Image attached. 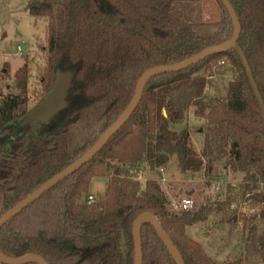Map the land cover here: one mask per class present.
I'll return each instance as SVG.
<instances>
[{
  "label": "trees",
  "instance_id": "1",
  "mask_svg": "<svg viewBox=\"0 0 264 264\" xmlns=\"http://www.w3.org/2000/svg\"><path fill=\"white\" fill-rule=\"evenodd\" d=\"M228 1L240 24L237 45L264 104V0ZM174 2L28 0L26 12L46 22L44 65L38 93L29 92L26 62L15 71L9 93L0 92V217L98 140L129 104L143 72L230 39L232 24L218 0L219 20L208 23L185 20ZM221 59L233 73L227 97L202 104L207 79L200 73ZM58 73L72 75L64 107L47 122L28 121ZM33 96L38 98L30 108ZM192 107L207 123L199 153L187 132L170 130ZM172 157L182 175L203 171L207 184L217 163L247 174L233 188L243 196L240 212L226 213L229 196L170 211L160 185L149 180L142 188L138 176L156 172ZM93 179H102L104 190L90 201ZM146 212L157 218L184 264H264V119L235 51L150 79L130 119L102 150L0 229V254H33L47 264H133L132 224ZM212 213H222L227 224L240 220L248 232L243 253L232 261H214L185 235ZM140 236L142 264H175L150 225L141 227Z\"/></svg>",
  "mask_w": 264,
  "mask_h": 264
},
{
  "label": "rangeland",
  "instance_id": "2",
  "mask_svg": "<svg viewBox=\"0 0 264 264\" xmlns=\"http://www.w3.org/2000/svg\"><path fill=\"white\" fill-rule=\"evenodd\" d=\"M27 2L28 0H0V92L3 97L9 93L15 71L25 62L29 68V92L38 93L40 90L46 22L44 19H35L26 12ZM173 10L190 22L208 23L219 20V8L215 0H175ZM17 46L22 48L21 55L17 53ZM227 63L225 59H221L213 63L210 72L200 73L207 79L202 104H207L214 97H227L228 83L233 77L232 69ZM4 74H7L9 79H5ZM37 98L32 97L30 108L35 106ZM196 110L197 107L190 108L183 120L172 124L170 130L175 133L187 132L190 144L195 152L199 153L207 123L202 116L196 114ZM203 174L202 171L194 176L182 175L176 158L172 157L156 172H142L138 181L143 188L147 181L155 180L168 199V209L176 213L180 210L171 208L172 203L186 200L192 205L195 202H225L228 196L230 206L226 213L240 212L243 196L233 188H238L247 174L229 173L223 168V163L214 165L208 184ZM217 183L221 186L219 192L214 190ZM252 183L255 184L254 181ZM103 190L102 179H93L90 182L89 196L92 200L100 196ZM185 235L200 244L208 257L222 263L226 260L232 261L243 253L248 232H243L240 220L236 225H231L227 224L222 213H212L205 223L187 227Z\"/></svg>",
  "mask_w": 264,
  "mask_h": 264
},
{
  "label": "water",
  "instance_id": "3",
  "mask_svg": "<svg viewBox=\"0 0 264 264\" xmlns=\"http://www.w3.org/2000/svg\"><path fill=\"white\" fill-rule=\"evenodd\" d=\"M218 1L225 8L232 24L233 30L230 39L224 43L206 48L182 62L173 65L154 67L143 72L137 81L134 94L129 104L126 106L123 112L117 117L114 123H112L104 131V133L98 138V140L80 158L75 160L72 164H70L68 167L63 169L61 172L56 174L51 179L47 180L45 183H43L41 186L35 189L31 194L27 195L22 201H20L10 210L4 213L0 217V229L8 221H10L19 213H21L27 206L31 205L33 202L38 200L44 193L52 189L58 183L65 180L66 178H68L69 176L80 170L85 164L90 162L107 144L109 139L114 134H116L124 126V124H126V122L130 119V117L136 110L141 100L146 84L150 79L156 76L183 71L203 61L204 59L210 56L223 54L233 50L237 54V57L245 71L247 80L249 82L253 95L258 103L260 112L264 119L263 101L261 99L257 86L254 82L247 60L242 50L237 45V41L240 34V24L238 18L228 0H218ZM71 80H72L71 74L58 73L52 84L50 92L46 95L44 100L38 105L37 109L29 115L28 121L31 120L33 121L34 124L38 122H42V123L47 122L58 111H60L64 107V98L70 87ZM145 224H148L153 228L155 234L166 248L173 262L175 264H184L182 257L179 254L177 248L174 246L172 240L163 230L157 218L153 214L147 212L137 216L132 224V237H133V248H134L133 264H142V248H141L140 231H141V227ZM0 264H47V262L40 256L33 254L26 255L20 258H8L0 254Z\"/></svg>",
  "mask_w": 264,
  "mask_h": 264
},
{
  "label": "built area",
  "instance_id": "4",
  "mask_svg": "<svg viewBox=\"0 0 264 264\" xmlns=\"http://www.w3.org/2000/svg\"><path fill=\"white\" fill-rule=\"evenodd\" d=\"M21 50H22L21 46H17V53L19 55H21ZM221 64H223V62H221ZM220 187H221L220 184L217 183L216 186L214 187L215 192H219ZM249 195L250 194H247L246 197H248ZM89 199H90V201H92L91 197ZM170 207L175 209L176 211L177 210H180V211L181 210L182 211L183 210H190L192 208V203L190 201L186 200V201H182L181 203H172L170 205Z\"/></svg>",
  "mask_w": 264,
  "mask_h": 264
}]
</instances>
